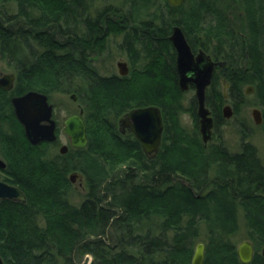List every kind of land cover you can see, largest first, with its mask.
I'll return each mask as SVG.
<instances>
[{
	"label": "trees",
	"instance_id": "obj_1",
	"mask_svg": "<svg viewBox=\"0 0 264 264\" xmlns=\"http://www.w3.org/2000/svg\"><path fill=\"white\" fill-rule=\"evenodd\" d=\"M232 1L234 7L226 0L174 7L167 0H129L128 10L93 14L86 0H0V60L15 73L13 88H0V142L13 147L17 141L27 151L23 168L3 179L26 197L0 200V255L7 264H191L201 240L203 264H242L232 240L239 213L254 246L249 264H264V156L244 127L236 151L218 135L220 78L234 114L245 103L243 86L252 85L264 121V0ZM232 9L242 17L233 18ZM174 25L193 52L225 62L205 92L215 124L208 143L194 98L193 127L179 122L184 107L169 39ZM113 29L131 63L128 75L101 74L93 63L98 42ZM29 90L48 98L74 93L85 103L87 146L70 147L58 159L47 157L57 140L31 145L10 102ZM147 105L160 108L164 123L153 157L116 124ZM68 170L83 175L77 203Z\"/></svg>",
	"mask_w": 264,
	"mask_h": 264
},
{
	"label": "water",
	"instance_id": "obj_2",
	"mask_svg": "<svg viewBox=\"0 0 264 264\" xmlns=\"http://www.w3.org/2000/svg\"><path fill=\"white\" fill-rule=\"evenodd\" d=\"M171 6H179L184 0H167ZM176 55V71L178 75V86L181 91L194 88V96L197 102L198 130L204 143L212 140L214 118L211 110L205 104V92L211 84L216 66L222 67L224 61H214L204 50L199 49L193 52L187 38L179 25H174L169 37ZM120 75L128 72L124 62H118ZM15 73L0 74V88L9 91L13 88ZM223 84V96L227 97ZM254 88L248 85L245 93H252ZM72 100L77 97L74 93L70 95ZM14 114L23 126L24 134L31 145L41 142H54L57 139V123L53 117L54 107L49 102L48 96L40 91L29 90L23 94L14 95L10 98ZM224 117L232 113L230 105L222 109ZM252 117L256 124L262 122L261 110L257 107L252 109ZM120 127L126 128L129 133L138 140L144 153L153 157L159 150L162 142L164 129L163 117L159 107L147 105L133 108L123 114L120 119ZM62 132L69 137V144L72 148H85L88 143L86 124L83 118V111L71 113L63 121ZM67 145L59 148L60 153H65ZM4 163L0 160V168ZM78 177L80 185H83V175L79 172H72L70 180L75 181ZM0 200H12L25 202V194L15 185L0 179ZM254 247L251 240H243L237 245L238 259L242 264H249L252 260ZM261 255L264 257V247L261 248ZM204 244L198 243L195 247L191 264H203ZM0 264H7L0 255Z\"/></svg>",
	"mask_w": 264,
	"mask_h": 264
},
{
	"label": "rangeland",
	"instance_id": "obj_3",
	"mask_svg": "<svg viewBox=\"0 0 264 264\" xmlns=\"http://www.w3.org/2000/svg\"><path fill=\"white\" fill-rule=\"evenodd\" d=\"M45 1L51 3L50 2L51 0H45ZM86 1L91 4L90 10L92 11L93 14H95L96 11H101V12L107 11V9L128 10V3H129V0H86ZM226 2L228 6H232V7L235 6L232 0H226ZM233 10L234 9H232V12ZM232 16L233 18L240 19L242 17L241 10L240 9L234 10V12L232 13ZM117 31H119V29H116V30L113 29L109 31L108 34L105 35L103 39H101L98 42L96 49L92 53L93 63L98 68L101 74L120 75L119 68L117 66L118 62H124L126 64L127 69H128V72L126 75H128L131 69V66H130L131 63L126 53H124V51H122V49L120 48V42H121L122 36L120 34L114 33ZM214 61H221V60H214ZM11 72L13 71L6 65V63L0 60V74H8ZM220 81L222 83L221 90L223 92V84L226 83V81L224 78H220ZM246 87L247 86L245 85L243 86V89H242L244 97H245V103L238 106V109L235 114L233 111L234 106L232 102L228 99V95H227L228 86L225 88L224 92L226 93L227 97L224 98V102L221 106V112L225 105H230L232 108V113L229 117L223 116V120L218 128V135L221 137V140L225 143L226 147L229 150L236 151L239 148V136H240L239 130L240 128L244 127V129L248 131L249 140L255 145V147L258 150L259 155L262 157L264 156L263 115H262V122L260 124H256L252 117V109L254 107H257L260 109V107L253 104L254 103V97H253L254 91L252 93H245ZM182 92H183L182 103H183L184 110L179 116L180 118L179 122H180V125H182L186 129H191L194 125V119L192 118V115H191L192 99L193 98L195 99L194 88L189 87L188 90H185ZM71 94L72 93L64 94L61 91L59 92L56 91L51 95V98H49V102L52 103L54 107L53 117L57 123V143L47 153L48 158H52L55 156L58 157V155H64L70 150L71 146L69 144V137L66 136L62 132L63 121L66 118V116L71 113H77L79 110L83 111V115L89 116L90 111H89V108L85 106V103L81 104L77 99L72 100L70 98ZM195 104H196L195 105V111H196L197 110L196 99H195ZM122 116L123 115L119 116L116 119V124H117V129H119L122 133H125V132H128L127 129L120 127V119L122 118ZM196 116H197V113H196ZM197 122H198V116H197ZM214 136H215V124L213 128V138ZM15 142L12 144L15 145ZM5 144L6 143L0 142V160H2L4 163V167L0 168V179L1 180L6 179L8 175L13 176L15 173L18 172V170H21L20 166L23 168L24 156H25V153H27L26 147L22 145L21 143H19V145H15V147L13 145L14 148L11 146V144H8V146H6ZM63 144L67 145V150L65 153L62 154L59 152V148ZM73 160L75 161L76 159L72 156V161ZM72 172L74 171L68 170L66 174V178L72 184V188H73V191H71L72 197L70 199L73 203H77L80 201V199H82V194L84 190L82 188V185H80V181L78 177L75 178L74 182L70 180V175L72 174ZM76 172H79V171L76 170ZM240 215L241 213H239V228L232 237V240L236 244V246L243 240H250L247 236V230L245 228L243 218ZM198 243H204V242L203 240H201ZM260 251H261V248H260ZM90 259L91 257L88 256L87 261H90Z\"/></svg>",
	"mask_w": 264,
	"mask_h": 264
},
{
	"label": "flooded vegetation",
	"instance_id": "obj_4",
	"mask_svg": "<svg viewBox=\"0 0 264 264\" xmlns=\"http://www.w3.org/2000/svg\"><path fill=\"white\" fill-rule=\"evenodd\" d=\"M197 52V51H196ZM224 66V65H223ZM216 67H220V66H216ZM215 70H216V68H215ZM57 140V139H56Z\"/></svg>",
	"mask_w": 264,
	"mask_h": 264
}]
</instances>
